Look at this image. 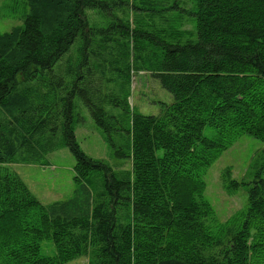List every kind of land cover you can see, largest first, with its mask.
<instances>
[{
    "label": "trees",
    "instance_id": "1",
    "mask_svg": "<svg viewBox=\"0 0 264 264\" xmlns=\"http://www.w3.org/2000/svg\"><path fill=\"white\" fill-rule=\"evenodd\" d=\"M8 3L27 13L0 32V264H264V0H152L131 18L106 0ZM139 72L170 94L156 113L128 99ZM75 96L110 161L77 141ZM242 137L260 149L224 172L241 204L218 222L201 174ZM58 148L73 187L42 203L8 165Z\"/></svg>",
    "mask_w": 264,
    "mask_h": 264
},
{
    "label": "rangeland",
    "instance_id": "2",
    "mask_svg": "<svg viewBox=\"0 0 264 264\" xmlns=\"http://www.w3.org/2000/svg\"><path fill=\"white\" fill-rule=\"evenodd\" d=\"M9 1L0 0V32L8 31L13 26L22 24V19L27 13V10H24L22 5L15 7V10L12 11L13 5L9 4ZM106 1H112L110 7L113 12L131 18L134 16L135 9L130 7V5H139L142 2L147 4L152 0ZM171 1L169 0V2ZM149 10H152V8ZM86 15L91 23H98L99 25L106 23L104 16L97 9H87ZM166 15L172 20H177L179 17L176 11H170ZM146 21L160 23L156 18L151 21L150 15L146 16ZM167 26L172 31L177 26V21H172ZM185 27L189 29L191 24H186ZM174 34L179 36L177 31ZM130 87L131 95L128 98L129 101L144 112L156 113L158 109L154 101L169 100L170 94L164 91L157 81L148 77L147 73L139 72L138 75H135L132 78ZM75 101L76 111L82 117L80 124L75 130L76 138L81 148L92 157L110 161L109 151L100 133L95 129L86 107L78 96H75ZM242 138L245 139L235 141L214 158L201 174V180L204 185L202 197L210 205L212 215L218 222L225 221L241 204V196L238 193L229 192L224 187V172L228 170L232 178H238L248 167L251 155L255 153V150L260 149L257 141L254 142L246 137ZM47 157L49 158L48 160H44L39 164L16 162L8 165L9 169L15 171L24 179L31 192L42 203L52 202L68 196L73 187V155L66 148H58L47 154ZM261 174L264 176V170ZM86 262V256H80L64 264H86Z\"/></svg>",
    "mask_w": 264,
    "mask_h": 264
}]
</instances>
